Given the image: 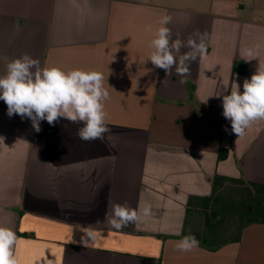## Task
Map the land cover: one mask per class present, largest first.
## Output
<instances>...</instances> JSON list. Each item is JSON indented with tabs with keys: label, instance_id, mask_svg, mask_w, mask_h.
I'll list each match as a JSON object with an SVG mask.
<instances>
[{
	"label": "crops",
	"instance_id": "0c3cea01",
	"mask_svg": "<svg viewBox=\"0 0 264 264\" xmlns=\"http://www.w3.org/2000/svg\"><path fill=\"white\" fill-rule=\"evenodd\" d=\"M164 15L173 40L205 34L184 77L147 60ZM24 54L102 72L109 131L83 141V124L61 118L36 132L0 100V226L17 234V264H264L263 225L216 251L176 248L215 175L264 185V120L238 137L222 106L264 67V0H0V76ZM114 204L151 215L117 231Z\"/></svg>",
	"mask_w": 264,
	"mask_h": 264
},
{
	"label": "clouds",
	"instance_id": "9594fccd",
	"mask_svg": "<svg viewBox=\"0 0 264 264\" xmlns=\"http://www.w3.org/2000/svg\"><path fill=\"white\" fill-rule=\"evenodd\" d=\"M171 17L164 15L159 20V27L152 32L148 54L156 68L169 74L174 68L177 75L184 77L189 72L188 64L202 58L207 51L205 34L195 33L185 43L179 38L172 39L167 25ZM183 47L190 49L180 54ZM245 55L254 57L252 49ZM35 69V71H33ZM181 80V83H184ZM110 93L105 87V76L96 70L71 69L65 71L56 66L40 67L39 61L28 54L16 58L7 64L6 73L0 76V100L7 105L9 117L14 114L32 121L36 132L40 122L46 120L54 125L61 118L73 123H82L76 136L83 141L103 140L109 131L106 124L108 113L105 110ZM223 116L231 121L232 133L238 137L245 135V130L253 123L264 120V67L243 82V92L238 84L233 85L230 94L223 95ZM151 215L150 206L140 210L126 205L114 204L112 218L108 224L119 231L130 224H140L143 217ZM88 237L93 234L87 232ZM18 240L11 228L0 226V264H17L13 248ZM199 246L194 235H185L176 244L182 252H188Z\"/></svg>",
	"mask_w": 264,
	"mask_h": 264
},
{
	"label": "trees",
	"instance_id": "16d2710c",
	"mask_svg": "<svg viewBox=\"0 0 264 264\" xmlns=\"http://www.w3.org/2000/svg\"><path fill=\"white\" fill-rule=\"evenodd\" d=\"M244 71L245 68L242 69ZM228 155V150L220 147L218 161H225ZM212 185L210 196H192L188 203L192 222L195 223L201 215L204 217L202 232L195 224L189 228L186 225L180 238L194 235L201 247L216 251L239 242L248 227L256 224L264 226L263 184L215 175Z\"/></svg>",
	"mask_w": 264,
	"mask_h": 264
},
{
	"label": "rangeland",
	"instance_id": "374dc122",
	"mask_svg": "<svg viewBox=\"0 0 264 264\" xmlns=\"http://www.w3.org/2000/svg\"><path fill=\"white\" fill-rule=\"evenodd\" d=\"M198 218H199V219H198ZM198 218H196L195 223L193 222L192 225L195 224V226H196L198 229H200V231L202 232L203 224H204V217L201 215V216H199ZM229 229H230V231H233L232 228H229Z\"/></svg>",
	"mask_w": 264,
	"mask_h": 264
}]
</instances>
